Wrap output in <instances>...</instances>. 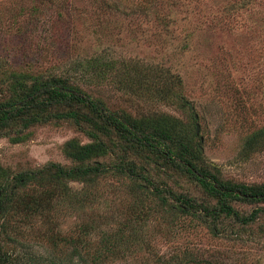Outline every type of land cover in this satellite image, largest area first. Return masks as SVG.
I'll return each instance as SVG.
<instances>
[{
	"label": "rangeland",
	"instance_id": "obj_1",
	"mask_svg": "<svg viewBox=\"0 0 264 264\" xmlns=\"http://www.w3.org/2000/svg\"><path fill=\"white\" fill-rule=\"evenodd\" d=\"M7 1L0 0L2 68L63 72L98 61L131 62L137 69H150L152 76L156 74L151 69L163 70L164 76L174 77L175 85L181 83L179 98L189 105L195 128L199 127L205 162L232 180L264 183V145L253 136L264 134V0H54L50 6L44 3L35 16L27 14L15 21L10 14L17 4ZM147 89L142 87L138 97L125 88L111 87L103 93L120 108L123 98L145 116L156 111L158 118L174 117L178 127L193 123L185 107L155 101L154 92ZM71 138L87 142L66 128L53 127L35 129L24 143L0 138V160L14 166L21 155L31 166L68 165L63 147ZM154 171L158 181L173 189L194 190L192 182ZM70 187L69 197L62 198L42 221L43 233L50 229L70 238L85 223L94 228L109 222L113 226L132 210L127 187L109 175L90 189L78 183ZM74 193L81 194L74 197L79 202ZM169 215L151 216L141 226L144 241L138 248L108 264H159L161 258L184 252L200 263L264 264V235L214 238L197 220H173ZM23 230L19 245L23 264H61L57 258L53 262L37 226L26 225ZM96 233L90 236L92 241ZM64 262L85 264L81 255Z\"/></svg>",
	"mask_w": 264,
	"mask_h": 264
},
{
	"label": "trees",
	"instance_id": "obj_2",
	"mask_svg": "<svg viewBox=\"0 0 264 264\" xmlns=\"http://www.w3.org/2000/svg\"><path fill=\"white\" fill-rule=\"evenodd\" d=\"M12 2L17 4L10 14L15 21L27 14L35 16L44 3L50 6L55 1H7ZM89 63L63 72L34 71L26 66L7 70L0 66L1 139L24 143L35 129L53 127L66 128L87 140L84 143L71 138L64 143L63 155L68 165L48 162L31 166L21 155L14 166L0 160V264L25 262L20 258L19 245L26 225L37 226L53 262L57 258L61 264L80 255L85 264L112 262L118 255L138 248L144 241L141 226L156 214L171 213L173 220H197L214 238L264 235V183L232 180L205 162L199 151L194 115L179 98L181 83L175 85L174 77L164 76L163 70L151 69L156 74L152 76L150 69H137L131 62ZM111 87L125 88L137 97L142 87L149 88L148 93L154 92L153 100L168 107H185L191 112L193 123L187 121L184 123L190 126L183 123L178 127L174 117L158 118L156 111L145 116L138 106L123 98L119 100L125 103L124 108H120L103 93ZM253 136L264 145L263 132ZM153 170L192 182L194 190L173 189L158 181ZM108 175L124 183L132 195V210L127 217L100 228L85 223L70 238L50 229L48 233L41 231L46 228L42 221L47 213L62 198L69 197L71 183L90 189L99 178ZM75 195L81 194L72 195L79 202ZM94 231L98 237L92 241ZM158 263L226 264L221 260L200 263L186 252L171 254Z\"/></svg>",
	"mask_w": 264,
	"mask_h": 264
},
{
	"label": "water",
	"instance_id": "obj_3",
	"mask_svg": "<svg viewBox=\"0 0 264 264\" xmlns=\"http://www.w3.org/2000/svg\"><path fill=\"white\" fill-rule=\"evenodd\" d=\"M196 117V116H195ZM196 134L198 135L199 134V127H198V125H196ZM199 151L201 152V153H203V150H202V148H200L199 147Z\"/></svg>",
	"mask_w": 264,
	"mask_h": 264
}]
</instances>
